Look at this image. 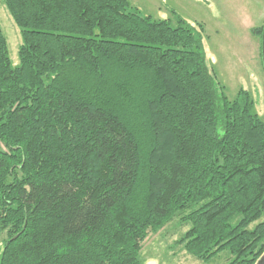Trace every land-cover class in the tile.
Listing matches in <instances>:
<instances>
[{
    "label": "trees",
    "instance_id": "1",
    "mask_svg": "<svg viewBox=\"0 0 264 264\" xmlns=\"http://www.w3.org/2000/svg\"><path fill=\"white\" fill-rule=\"evenodd\" d=\"M2 1L22 44L14 66L0 26V264H143L176 216L190 254L256 264L264 120L202 31L129 0Z\"/></svg>",
    "mask_w": 264,
    "mask_h": 264
},
{
    "label": "rangeland",
    "instance_id": "2",
    "mask_svg": "<svg viewBox=\"0 0 264 264\" xmlns=\"http://www.w3.org/2000/svg\"><path fill=\"white\" fill-rule=\"evenodd\" d=\"M134 8L154 18L176 13L202 31L208 64L232 100L241 89L254 101V111L264 120V70L261 41L264 29V0H129ZM175 12V13H174ZM0 26L8 41L12 65H18L22 35L0 0ZM4 148V146L2 145ZM264 220V217H263ZM254 226V224H253ZM191 225L180 216L156 231H150L140 253L143 264H229V252L210 260L190 254L181 238ZM8 233L3 234V241ZM3 252L0 243V258ZM232 258V257H231Z\"/></svg>",
    "mask_w": 264,
    "mask_h": 264
},
{
    "label": "water",
    "instance_id": "3",
    "mask_svg": "<svg viewBox=\"0 0 264 264\" xmlns=\"http://www.w3.org/2000/svg\"><path fill=\"white\" fill-rule=\"evenodd\" d=\"M261 61H262V66H263V70H264V29H263L262 41H261ZM256 264H264V253L257 260Z\"/></svg>",
    "mask_w": 264,
    "mask_h": 264
}]
</instances>
